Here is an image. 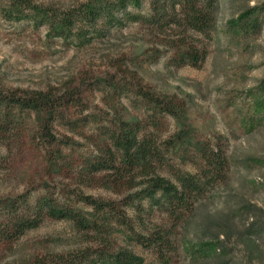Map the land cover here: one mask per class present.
Instances as JSON below:
<instances>
[{
  "label": "rangeland",
  "instance_id": "374dc122",
  "mask_svg": "<svg viewBox=\"0 0 264 264\" xmlns=\"http://www.w3.org/2000/svg\"><path fill=\"white\" fill-rule=\"evenodd\" d=\"M85 1L33 0L56 11ZM218 1L208 33L187 31L172 13L159 21L154 0H140L128 9L138 20L95 33L89 43L51 35L47 25L8 21L0 11V264H114L119 248L132 250L137 264H260L234 237H221L220 258H207L202 232L187 224L232 211L243 230L250 222L243 203L264 208V0ZM248 7L257 8L261 26L237 33L230 22ZM66 88H76L78 100L53 117L12 100ZM121 123L157 135L164 161L158 174L174 183L177 173L205 179L193 221L191 214L177 221L143 186H104V172L88 173L112 143L109 129ZM46 125L56 140L45 138ZM213 153L221 159L215 172L206 160ZM87 196L116 203L123 218L113 213L97 231L48 213L56 207L91 215ZM23 220L38 224L18 232ZM161 229L171 230L172 248L160 245Z\"/></svg>",
  "mask_w": 264,
  "mask_h": 264
},
{
  "label": "trees",
  "instance_id": "16d2710c",
  "mask_svg": "<svg viewBox=\"0 0 264 264\" xmlns=\"http://www.w3.org/2000/svg\"><path fill=\"white\" fill-rule=\"evenodd\" d=\"M165 2L166 0L164 3L162 0H154L152 3L154 15L159 18V21L163 20V15L167 16L172 13V19L178 20L179 18L182 20L187 31L194 30L201 33L210 31L216 18V12L220 8L218 0H176L170 5L171 7L167 6ZM176 3L179 4V9L176 7ZM131 6L141 7L140 0H86L64 11L46 9L36 5L33 0H0V11L6 20L14 22L32 21L36 26L47 25L51 35L63 39L75 37L81 43L91 42L93 34L102 35L105 30L108 32L109 28L122 25L125 19L138 20L140 15H134L128 10ZM118 14H121L122 17H117ZM230 25H233L237 33L257 31L261 26L257 8H245L237 19L231 20ZM192 58L195 62L199 60V57L195 55ZM76 94V88H66L61 93L51 89L30 92L24 97H14L12 100L21 109H31L35 112L44 111L53 117L54 114H61L62 108L76 103L78 100ZM47 126L43 130L45 138H49L51 141L56 140ZM3 131L5 130L0 124V132ZM141 131L142 127L139 124L126 123H121L119 129H109L112 143L104 144L101 156L97 157L96 161L90 165L87 169L88 173L104 172L102 177L104 186H121L120 183L130 188L143 186L141 191L144 196L156 200L159 195L160 201L155 202L164 201V205H168L174 210V217L177 221L184 220L187 222V214H191L189 220L194 219L193 216L199 214L196 213L194 201L204 192L206 188L205 179L197 174L177 173V183H174L158 174L156 166L164 161L157 135L154 133L143 135ZM206 160L208 168H212L214 172L218 170L217 166L221 159L217 154H207ZM84 200L93 207L91 215L87 216L80 211L71 209H66V211L55 209L56 207L48 208V213L54 217L72 219L80 227L94 228L97 231L102 228L100 224L106 226L111 214L117 213L118 219L123 218L116 203L112 201H99L88 196L84 197ZM124 200L126 204H130L131 197ZM241 207L242 211H245L243 214L246 215V219L250 221L243 230L238 229L234 223L231 217L232 211L219 214L217 217H204L201 214L198 223L195 221L187 222V224H195L197 230L202 232L205 239L203 238L201 245L205 246L203 254L208 256L207 258H220L221 254L216 251L223 244L220 238L231 240L234 237L245 247L250 261L258 260L260 264H264V208L252 202L243 203ZM100 212L105 216L101 219V223L97 220ZM91 217H96V220L91 221ZM37 224V220H23L19 223L17 231L23 232ZM103 229L105 230V228ZM163 231V229L160 231V245L168 244V247L172 248L169 241L171 230L164 233ZM211 247H215L212 254L210 253ZM225 252L226 250H223V253ZM103 257V253L98 255V258ZM114 258V264H137L135 263L136 254L127 248H119L118 251L114 252Z\"/></svg>",
  "mask_w": 264,
  "mask_h": 264
}]
</instances>
